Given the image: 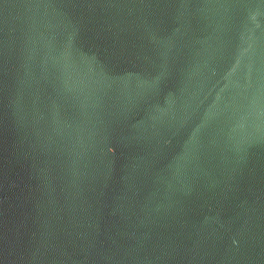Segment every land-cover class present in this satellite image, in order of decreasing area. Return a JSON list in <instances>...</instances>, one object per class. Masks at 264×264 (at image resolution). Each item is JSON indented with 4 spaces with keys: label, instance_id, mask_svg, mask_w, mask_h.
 Here are the masks:
<instances>
[{
    "label": "water",
    "instance_id": "obj_1",
    "mask_svg": "<svg viewBox=\"0 0 264 264\" xmlns=\"http://www.w3.org/2000/svg\"><path fill=\"white\" fill-rule=\"evenodd\" d=\"M0 264H264V0H0Z\"/></svg>",
    "mask_w": 264,
    "mask_h": 264
}]
</instances>
